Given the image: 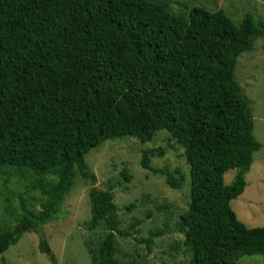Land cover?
I'll list each match as a JSON object with an SVG mask.
<instances>
[{
  "label": "trees",
  "instance_id": "1",
  "mask_svg": "<svg viewBox=\"0 0 264 264\" xmlns=\"http://www.w3.org/2000/svg\"><path fill=\"white\" fill-rule=\"evenodd\" d=\"M258 36L264 20L252 13L238 22L223 9L176 13L169 0H0V168L33 171L45 196L40 211L23 210L0 230V255L34 230L57 264L42 228L80 172L91 183L88 228L105 230L92 264H136L118 258V237L151 252L163 230L137 236L145 221L137 218L122 227L113 187L95 186L86 155L108 139L145 143L162 129L190 165V201L179 215L187 264H238L264 254V225L248 226L231 206L261 147L236 77L239 56ZM51 172L58 180L46 187ZM161 172L169 186L182 187L179 169Z\"/></svg>",
  "mask_w": 264,
  "mask_h": 264
},
{
  "label": "rangeland",
  "instance_id": "2",
  "mask_svg": "<svg viewBox=\"0 0 264 264\" xmlns=\"http://www.w3.org/2000/svg\"><path fill=\"white\" fill-rule=\"evenodd\" d=\"M176 13L188 14L193 6L208 10H225L235 22L247 13L264 20V0H169ZM236 77L254 115V134L261 143L247 173L244 192L232 200L237 216L251 227L264 225V36L255 39L254 48L243 52L237 62ZM144 150L149 167L142 164ZM87 167L95 176L99 190L113 187L114 201L118 206L121 226H128L134 219L145 220L135 235L147 237L150 230L162 229L156 237L151 252L146 245L132 237H118V258L136 264H187L190 254L184 251L183 234L179 230V215L190 201V165L184 147L177 143L170 132L159 130L151 141L142 143L133 137L108 139L86 155ZM130 175L127 179L123 170ZM184 175L182 187L175 189L166 183L161 170ZM236 170L225 174L231 183ZM58 178L49 173L45 186ZM91 183L81 173L66 197L61 210L43 225L42 234L57 258V264H92L91 250L105 233L101 227L88 228L91 218L89 189ZM45 198L38 183V176L26 168H0V230L9 229L15 217L23 210L37 213ZM135 206L129 209L131 204ZM41 236L34 230L26 231L15 245L0 255V264H53L39 247ZM238 264H264V254L244 256Z\"/></svg>",
  "mask_w": 264,
  "mask_h": 264
}]
</instances>
